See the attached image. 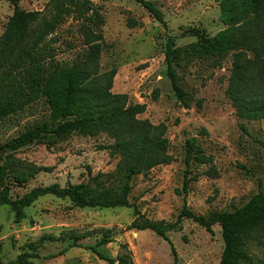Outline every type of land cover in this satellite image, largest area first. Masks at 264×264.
<instances>
[{
    "label": "rangeland",
    "instance_id": "374dc122",
    "mask_svg": "<svg viewBox=\"0 0 264 264\" xmlns=\"http://www.w3.org/2000/svg\"><path fill=\"white\" fill-rule=\"evenodd\" d=\"M63 1L21 0V9L38 13L21 48L32 41ZM149 1L161 11L165 27L133 0H89L103 20L96 27L104 41L98 72L115 68L110 91L127 95L129 103L145 104L138 118L162 125L168 139L171 162L134 177L129 202L141 214L139 223H175L184 201L189 211L205 218L214 212L232 211L258 191L264 192V121L240 119L226 96L236 64L253 71L247 67L250 54L230 51L219 57L198 52L197 38L188 33L190 30L214 37L226 28L217 1ZM75 2L71 15L39 43L46 59L62 66L79 62L88 48L77 20L85 0ZM12 12L13 6L0 0V35ZM90 13L86 11L85 16ZM128 20L135 21L136 26H129ZM167 35L174 36L182 50L174 69L187 106L178 101L166 74ZM49 115L48 105L40 100L23 112L0 119L2 156L12 154L38 169L24 182L12 184V198L53 183L61 187L85 183L89 175L109 172L116 166L117 158L103 149L109 142L105 135H48L30 146L8 151L6 146L12 139L35 124L49 122ZM192 139L211 162L203 158L186 167V142ZM210 167L214 172L208 174ZM186 170L191 180L184 190ZM24 216L15 222L9 207H0V264L21 253L28 254L34 264H107L86 249L103 238L108 242L98 251L109 258L114 259L126 244L132 264H174L166 240L152 230L129 228L134 219L132 207H78L68 199L47 195L25 208ZM212 229L209 234L187 218L167 229L165 236L176 251L177 264H218L223 240L220 227L214 225ZM250 253L264 256V250L257 246H251Z\"/></svg>",
    "mask_w": 264,
    "mask_h": 264
},
{
    "label": "trees",
    "instance_id": "16d2710c",
    "mask_svg": "<svg viewBox=\"0 0 264 264\" xmlns=\"http://www.w3.org/2000/svg\"><path fill=\"white\" fill-rule=\"evenodd\" d=\"M13 6L0 35V119L10 114L23 112L40 100L49 107V122L35 124L6 146L9 152L44 140L48 135L63 138L73 133L97 137L105 135L109 140L103 146L117 158L115 168L109 172L89 175L85 183L61 187L57 183L31 189L22 196L12 198L10 187L34 175L38 169L26 165L12 154L2 156L0 148V207L8 206L14 221H21L24 209L40 197L51 195L68 199L78 207L117 208L132 207L134 219L129 228L152 230L166 240L170 246L174 264L177 255L172 243L165 236L167 229L174 228L182 218H187L203 227L209 234L218 225L223 240V250L218 264H264V256L258 258L250 253L251 246L264 250V192L258 191L243 206L232 211L214 212L208 218L195 215L186 208L185 201L177 220L172 224L147 221L139 223L141 214L129 202L132 181L138 175H146L152 168L171 162L168 139L162 125H154L138 115L145 111V104L129 103L127 95L112 93V81L116 69L99 73L97 61L104 47L103 36L96 27L103 23L96 10L85 0L84 11L79 12V33L88 47L82 59L71 66L48 61L43 41L66 17L76 4L75 0H64L54 14L44 22L32 41L21 48L29 27L36 21V11H25L19 7L21 0H6ZM143 7L156 21L165 25L161 11L149 0H133ZM220 6V19L226 28L209 37L198 30L188 33L197 38V50L205 56H223L230 51L249 53V66L245 71L236 64L229 78L226 96L237 117L248 121H264V0H215ZM79 11V10H78ZM87 13L90 15L85 16ZM129 26L136 22L128 20ZM182 50L176 45L174 36L167 35L165 41L166 74L171 87L183 105L186 96L175 73V66L182 58ZM203 153L192 139L186 142L185 165L192 161H203ZM211 162V158H204ZM214 172L210 167L208 174ZM186 170L183 189L191 179ZM108 240L101 239L86 247L107 264H132V254L126 244L114 258L104 256L98 248ZM7 264H34L28 254L21 253Z\"/></svg>",
    "mask_w": 264,
    "mask_h": 264
}]
</instances>
